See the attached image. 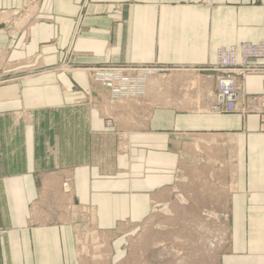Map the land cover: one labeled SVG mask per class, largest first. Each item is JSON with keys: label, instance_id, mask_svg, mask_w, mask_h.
Returning a JSON list of instances; mask_svg holds the SVG:
<instances>
[{"label": "crops", "instance_id": "obj_1", "mask_svg": "<svg viewBox=\"0 0 264 264\" xmlns=\"http://www.w3.org/2000/svg\"><path fill=\"white\" fill-rule=\"evenodd\" d=\"M26 2L0 0V12ZM34 3L26 26L0 30V264H81L70 206L121 255L112 235L143 224L199 159L228 188L218 264H264V115L185 109L163 87L154 102L145 92L114 103L91 73L214 64L220 48L264 41V0ZM241 95L264 96V74Z\"/></svg>", "mask_w": 264, "mask_h": 264}, {"label": "rangeland", "instance_id": "obj_2", "mask_svg": "<svg viewBox=\"0 0 264 264\" xmlns=\"http://www.w3.org/2000/svg\"><path fill=\"white\" fill-rule=\"evenodd\" d=\"M34 1L27 0L18 12H0V30L8 33L9 25L13 31L26 26L34 11ZM262 61L257 63L264 66ZM215 65L216 54L214 64L195 72L168 71L162 76L164 84L162 86L160 83L161 87L176 100L191 102L185 105V109L207 111L206 104L199 102H206L205 98L210 96L209 104L216 90L217 73L209 71ZM65 66H68V62H62L60 70H65ZM109 67L125 66L100 68ZM93 70V79L104 85L95 79ZM253 74L264 72L247 75L242 81L241 90L245 79ZM210 82H213V92ZM149 99H144L146 103L142 102L146 110L155 105L154 100L152 102ZM200 162L199 159L189 176L175 190L163 192L156 198L150 216L143 224L119 230L116 239L112 235V240L119 244L121 255H110V241L100 235L89 217L83 215L85 213L81 216L72 206L71 209L64 208L63 220L75 221L78 225V255L81 264H218L219 255L228 241V188L222 183L221 167L215 164L204 165V162L202 165Z\"/></svg>", "mask_w": 264, "mask_h": 264}, {"label": "built area", "instance_id": "obj_3", "mask_svg": "<svg viewBox=\"0 0 264 264\" xmlns=\"http://www.w3.org/2000/svg\"><path fill=\"white\" fill-rule=\"evenodd\" d=\"M264 60V41L220 48L216 65L210 72L217 73L216 90L207 111L214 114L240 113L264 115V96H242L241 84L251 73L264 72L257 62ZM169 70L158 67H109L93 70L96 80L110 91L111 100L120 101L144 95L146 82L163 76Z\"/></svg>", "mask_w": 264, "mask_h": 264}, {"label": "bare ground", "instance_id": "obj_4", "mask_svg": "<svg viewBox=\"0 0 264 264\" xmlns=\"http://www.w3.org/2000/svg\"><path fill=\"white\" fill-rule=\"evenodd\" d=\"M145 86L147 88V90H145L146 95L150 98H153V100L155 99L157 101L159 98V93L161 92V84L158 82L156 83L153 80H148Z\"/></svg>", "mask_w": 264, "mask_h": 264}]
</instances>
